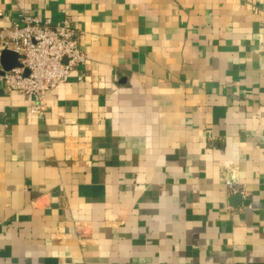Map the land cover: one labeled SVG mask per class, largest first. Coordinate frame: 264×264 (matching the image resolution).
<instances>
[{"label": "crops", "instance_id": "1", "mask_svg": "<svg viewBox=\"0 0 264 264\" xmlns=\"http://www.w3.org/2000/svg\"><path fill=\"white\" fill-rule=\"evenodd\" d=\"M0 8L67 10L88 55L41 98L0 85V264L264 263V0Z\"/></svg>", "mask_w": 264, "mask_h": 264}, {"label": "built area", "instance_id": "2", "mask_svg": "<svg viewBox=\"0 0 264 264\" xmlns=\"http://www.w3.org/2000/svg\"><path fill=\"white\" fill-rule=\"evenodd\" d=\"M62 12L63 17L58 22L49 17L42 19L38 15L20 13L10 25L0 28V71L4 70L2 49L8 48L20 55L21 66L0 73V85L8 92L41 98L46 91L68 81L86 64L88 55L80 45V32L69 12L65 9ZM34 110L43 111L45 105L40 104ZM227 184L232 185L230 181Z\"/></svg>", "mask_w": 264, "mask_h": 264}, {"label": "water", "instance_id": "3", "mask_svg": "<svg viewBox=\"0 0 264 264\" xmlns=\"http://www.w3.org/2000/svg\"><path fill=\"white\" fill-rule=\"evenodd\" d=\"M20 55L8 48L2 49L1 54V64L3 66L4 70H9L16 66H21V63L19 61ZM4 70H1L0 73L3 74ZM28 71L26 70V73ZM243 201L242 195L240 193H236L230 197V203L233 206H236L237 204H240Z\"/></svg>", "mask_w": 264, "mask_h": 264}]
</instances>
